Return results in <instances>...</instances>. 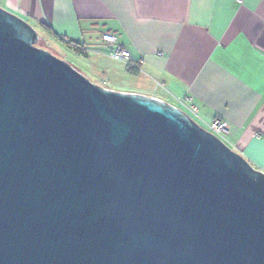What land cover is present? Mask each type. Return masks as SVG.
Returning a JSON list of instances; mask_svg holds the SVG:
<instances>
[{
	"label": "water",
	"instance_id": "obj_1",
	"mask_svg": "<svg viewBox=\"0 0 264 264\" xmlns=\"http://www.w3.org/2000/svg\"><path fill=\"white\" fill-rule=\"evenodd\" d=\"M37 39L0 7V264H264L261 169Z\"/></svg>",
	"mask_w": 264,
	"mask_h": 264
},
{
	"label": "crops",
	"instance_id": "obj_2",
	"mask_svg": "<svg viewBox=\"0 0 264 264\" xmlns=\"http://www.w3.org/2000/svg\"><path fill=\"white\" fill-rule=\"evenodd\" d=\"M0 7L84 60L126 48L141 60L133 71L163 89H113L174 104L189 97L204 117L224 119L225 143L264 172V0H0Z\"/></svg>",
	"mask_w": 264,
	"mask_h": 264
},
{
	"label": "rangeland",
	"instance_id": "obj_3",
	"mask_svg": "<svg viewBox=\"0 0 264 264\" xmlns=\"http://www.w3.org/2000/svg\"><path fill=\"white\" fill-rule=\"evenodd\" d=\"M31 26L38 35L35 46L43 48L56 57L64 60L91 83H96L101 87L109 89L118 88L146 91L153 86L158 87L159 90L163 89L161 85L158 86L148 75L141 71L138 73L133 71V69L122 60L94 53H89L88 60H84L63 43L57 42L46 36L39 27L34 25ZM167 100L169 103L174 104V100Z\"/></svg>",
	"mask_w": 264,
	"mask_h": 264
},
{
	"label": "built area",
	"instance_id": "obj_4",
	"mask_svg": "<svg viewBox=\"0 0 264 264\" xmlns=\"http://www.w3.org/2000/svg\"><path fill=\"white\" fill-rule=\"evenodd\" d=\"M237 3L241 4L243 0H235ZM102 39L109 42L114 43L115 36L112 33L105 32L101 35ZM62 39H65L61 36ZM70 45L77 47L76 43L72 41H67ZM82 48V47H81ZM106 55L113 59L122 60L125 62L129 67L133 69H140L139 63L141 60L134 61L130 58L129 51L126 48H123L119 45L111 46ZM176 105L180 109H182L191 119H193L197 124L208 130L210 133L218 137L220 140L224 141V134L227 131L228 125L224 119H221L217 116H211L209 118L204 117L196 104H194L189 97L187 96H180L176 98Z\"/></svg>",
	"mask_w": 264,
	"mask_h": 264
},
{
	"label": "trees",
	"instance_id": "obj_5",
	"mask_svg": "<svg viewBox=\"0 0 264 264\" xmlns=\"http://www.w3.org/2000/svg\"><path fill=\"white\" fill-rule=\"evenodd\" d=\"M133 69V68H132ZM137 70V69H136Z\"/></svg>",
	"mask_w": 264,
	"mask_h": 264
}]
</instances>
